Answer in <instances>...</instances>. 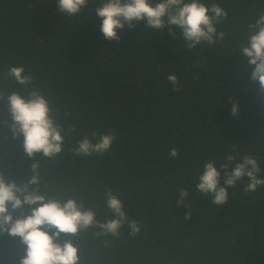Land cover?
I'll return each instance as SVG.
<instances>
[{"label":"trees","instance_id":"1","mask_svg":"<svg viewBox=\"0 0 264 264\" xmlns=\"http://www.w3.org/2000/svg\"><path fill=\"white\" fill-rule=\"evenodd\" d=\"M204 2L227 11L217 26L225 35L188 49L169 26L144 21L106 40L94 16L99 0L75 17H63L56 0H0V174L26 183L37 163L40 183L32 187L47 197L75 198L104 221L113 218L105 202L111 189L140 223L135 236L125 223L119 236L89 227L67 237L79 264H264V186L246 194L245 178L219 207L195 189L204 164L220 170L229 154L233 164L255 157L264 179V89L239 48L264 0ZM14 65L32 74L28 85L8 75ZM33 90L46 97L64 136L52 158H29L9 127L7 96ZM109 130L117 138L108 153L76 154L85 134ZM183 188L189 195L178 205ZM23 249L18 237L0 236V264H19Z\"/></svg>","mask_w":264,"mask_h":264},{"label":"clouds","instance_id":"2","mask_svg":"<svg viewBox=\"0 0 264 264\" xmlns=\"http://www.w3.org/2000/svg\"><path fill=\"white\" fill-rule=\"evenodd\" d=\"M56 2L63 17H75L89 5V0ZM94 16L100 18L99 28L106 40L118 41L117 30L132 28L137 22L144 21L147 27L153 29L169 26L170 33L175 30L178 38L184 41V47L195 49L202 42L214 46L223 39L225 33L217 26L227 19L228 13L215 2L206 6L204 0H99ZM248 27L255 30L247 35L239 48L249 58V64L255 66L251 78L258 80L264 89V13ZM8 75L21 85H28L33 79L31 73H25L22 65L9 67ZM167 79L174 86L173 90H177V76L169 74ZM7 110L11 117L9 127L12 134L22 137L23 150L29 158L35 154L52 158L62 151V129L51 114L48 100L39 90L31 91L27 98L11 92L7 96ZM231 111L236 114V104ZM92 137L96 138L95 141ZM116 138L117 133L111 130L106 134L92 132L91 138L85 134L77 141L75 152L84 156L108 153ZM169 155L176 158L178 152L173 148ZM235 159L232 154L227 155L220 170L213 161H208L198 175L196 191L211 194V203L218 207L228 201L227 189L234 188L245 178L248 180L243 188L246 194L264 186V179L258 177L261 169L255 157L246 154L233 164ZM31 170L32 175L22 184L0 174V236L7 233L19 238L24 246L19 264H79L78 247L67 237H75L89 227H98L101 234L119 236L122 225L126 223L130 236L139 233V221L129 218L124 202L111 189L105 192V202L113 218L99 221L91 208H85L75 198L64 201L49 198L32 187L40 183L38 164L33 163ZM179 195L178 205L183 203L189 192L183 188ZM189 215L186 213L184 218L187 220Z\"/></svg>","mask_w":264,"mask_h":264}]
</instances>
